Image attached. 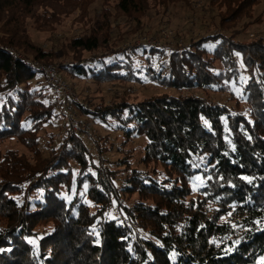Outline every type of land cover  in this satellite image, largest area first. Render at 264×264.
<instances>
[{
    "label": "trees",
    "instance_id": "obj_1",
    "mask_svg": "<svg viewBox=\"0 0 264 264\" xmlns=\"http://www.w3.org/2000/svg\"><path fill=\"white\" fill-rule=\"evenodd\" d=\"M93 1L0 0V144L15 138L29 152L0 147V264H264V36L237 38L250 22L239 23L264 0H211L220 6L214 30L180 47L121 48L110 43L112 20L123 17L137 32L150 9L176 0H102L97 24L69 39L72 57L59 63V76L154 83L176 93L84 102L70 86L69 122L78 130L58 141L67 118L30 82L46 79L32 62L52 64L60 52L32 42L28 24L51 31L76 10L90 23ZM239 57L247 77L237 98ZM214 94H229L234 108L214 103ZM82 117L121 132L116 167L105 158L114 148L108 136L80 130ZM53 120L61 127L47 132L44 156L40 132ZM139 136L143 168L132 165L127 148ZM196 176L204 182L194 192Z\"/></svg>",
    "mask_w": 264,
    "mask_h": 264
},
{
    "label": "rangeland",
    "instance_id": "obj_2",
    "mask_svg": "<svg viewBox=\"0 0 264 264\" xmlns=\"http://www.w3.org/2000/svg\"><path fill=\"white\" fill-rule=\"evenodd\" d=\"M102 0H94L91 4L88 5V17L90 18V23H84L85 20L79 19V10L74 11V13L66 16L63 20L53 26L51 31L49 30H38L32 27L31 23L28 24V35L32 42L38 44L44 49H56L60 52V57L55 60L54 64L59 73V63L67 62L71 60L72 53L68 52L66 46L70 38L78 36L85 29H87L90 25H95L98 22L97 12L101 6ZM211 0H176L173 3H170L164 10L163 9H150L147 12L145 17H142L140 22L143 24V28L137 32L131 31L132 24L124 23L125 18L119 17L116 20H112V40L110 43H113L116 47H123L126 44L137 42L138 40L147 37L149 39L159 40L161 45L165 46H175L180 47L183 43L187 42L191 38H199L203 34L213 31L214 24L217 21V12L219 10L218 3L213 4L210 2ZM258 17L257 21H253ZM245 31L237 36L238 39L250 40L256 35L264 36V9L263 5L259 4L255 6L253 17L251 19H244L241 23H239L238 27H241L243 24L248 23ZM120 35V39H117V36ZM213 43L207 44L208 47H212ZM16 52L19 55L28 56L30 60L33 59L32 55L23 52L22 50L16 49ZM92 53H83V56L90 57ZM239 56V54H238ZM92 57V56H91ZM239 60L242 64V61L239 57ZM40 64H43L40 61H37ZM51 64V63H47ZM238 62L239 68V78L238 83L232 81V88L235 97H239V93L241 90V85L245 81L247 75L246 71L243 68V64L241 65ZM61 78L64 79L66 83H68L78 94V98L82 101L86 102L87 99H91L95 102L103 101L109 102L115 98H117L122 93H127L126 96L129 97L131 101L141 100L147 98L151 95L161 94V93H176L173 90L158 86L154 83H145V84H129V83H102L97 84L92 80H85L80 77H72L65 72H60ZM31 86L35 88H43V92L47 94L49 98H51L52 91L47 83V80L43 78L41 75H38L36 79L30 82ZM194 92L198 95H204L203 92L199 90H194ZM211 99L214 103H224L227 106L234 108L235 102L233 99H230L229 94H214L211 95ZM240 107L246 109V104L244 100L240 101ZM66 117V116H64ZM84 119V117H82ZM64 119V118H63ZM85 120V119H84ZM61 122V120H60ZM53 120L52 124H49L45 127L43 131L40 132V148L42 150V154L47 156L49 154L48 146L46 145L47 140V132H55L57 127H61V124L57 125ZM72 124V125H71ZM75 122H69L66 119V123L64 126H67L68 129L75 131L76 129ZM82 131L90 129L93 139H96L100 136L107 135L109 142H111L114 146L111 152L105 154V158L109 161L108 164H111L112 167H116L115 161L120 158L119 152L116 150L117 147L120 146L123 136L119 131H113L110 128L104 126L102 123L98 121H86L80 127ZM84 133V132H83ZM84 139L86 140V144L92 152L95 161L97 162V154L95 147L93 145V141H90L87 134H83ZM145 137L139 136L136 138H132L129 141L127 148L132 150V165L134 167L143 168L142 163L139 162V158L143 154V147L145 145ZM2 150L6 148L17 149L20 152H24L29 154L28 150L19 143L15 138L7 139L3 143L0 144ZM203 179L200 176H196L193 179L191 184L193 191L195 192L202 184ZM64 195L71 198L73 196V191H71L68 195L63 192ZM18 202L21 201V196L19 194L16 196ZM114 214V212H113ZM3 224L0 222V227ZM39 230L42 227L38 228ZM33 244H36V240H30ZM261 256L259 258V262L264 263L262 261Z\"/></svg>",
    "mask_w": 264,
    "mask_h": 264
},
{
    "label": "built area",
    "instance_id": "obj_3",
    "mask_svg": "<svg viewBox=\"0 0 264 264\" xmlns=\"http://www.w3.org/2000/svg\"><path fill=\"white\" fill-rule=\"evenodd\" d=\"M153 44L156 46H160L161 43L159 40L149 39L144 37L137 42L131 44ZM165 46V45H163ZM166 47H175V46H166ZM32 62V60L30 61ZM32 64L40 69L46 76L47 82L53 87V102L55 105L56 111L60 112L69 120L71 117H75L74 113L69 114V110L71 109V102L75 98V92L70 87L68 83L62 80L59 76L58 69L54 64H40L36 61H33ZM67 126H64L63 130L56 134V138L58 141H62L67 132Z\"/></svg>",
    "mask_w": 264,
    "mask_h": 264
},
{
    "label": "snow or ice",
    "instance_id": "obj_4",
    "mask_svg": "<svg viewBox=\"0 0 264 264\" xmlns=\"http://www.w3.org/2000/svg\"><path fill=\"white\" fill-rule=\"evenodd\" d=\"M236 243H239V241H237ZM262 261H264V257H262Z\"/></svg>",
    "mask_w": 264,
    "mask_h": 264
}]
</instances>
